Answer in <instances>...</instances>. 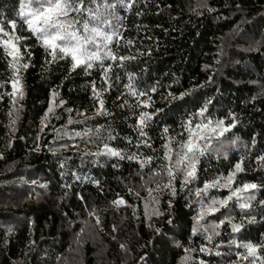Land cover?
Wrapping results in <instances>:
<instances>
[{"label":"trees","instance_id":"obj_1","mask_svg":"<svg viewBox=\"0 0 264 264\" xmlns=\"http://www.w3.org/2000/svg\"><path fill=\"white\" fill-rule=\"evenodd\" d=\"M24 4L0 0L21 37L15 60L0 43V264H264V0H86L90 27L116 33L91 68L54 59ZM208 120L229 131L165 187V145L175 157Z\"/></svg>","mask_w":264,"mask_h":264},{"label":"snow or ice","instance_id":"obj_2","mask_svg":"<svg viewBox=\"0 0 264 264\" xmlns=\"http://www.w3.org/2000/svg\"><path fill=\"white\" fill-rule=\"evenodd\" d=\"M91 3H96V0H90ZM135 0H133V3ZM100 5H97L96 9H92L86 6V0H25L24 9L20 13V18L23 24L27 26V30L30 31L38 40L42 42V46L50 50V55L55 59L57 53L62 54L63 57H70L73 61V68L86 65L87 68H91L93 65L91 61L100 60L101 56L98 52H89V45L96 44V37H102L107 44L112 42L113 36L116 35L113 32L112 35H106L98 27H90L92 21H96L100 17ZM108 7H114L108 5ZM127 7L131 8L132 3H129ZM72 13L78 14V16H84L87 18L81 20L78 16H73ZM11 29L15 31L17 28V22L11 20L7 22ZM86 33H92L93 35H85ZM0 34L8 39H0L6 48H10L8 52L14 60L19 55V48L16 46L14 41H19L21 37L10 36L9 32L5 29V24L0 22ZM131 43V41H129ZM99 47V46H98ZM106 57L112 60H125L128 57H117L111 50L106 52ZM27 67V65H24ZM16 83H13V87H16ZM144 95V93H140ZM103 103V102H101ZM203 111L200 113L203 114ZM149 118L147 113H144L140 117V123L144 124L145 120ZM71 123V121H69ZM191 121H189V137L179 143V151L175 152L173 157V149L169 145H165L167 151L164 154V159L167 163L163 166V170L167 173L170 178L169 184L165 187H172L171 181L174 180L177 174H183L184 183H190L191 180L196 178L197 164L199 163L200 157L204 156L211 148V141L218 139L219 136L229 131L230 126H223V121H218L215 127H212V121L208 120L207 123L196 124L195 128L197 131H193L190 127ZM234 126V125H233ZM167 131V129H165ZM218 132V135H215ZM203 142V143H201ZM109 153L114 156H119L120 153L108 149ZM151 158H149L150 160ZM261 159H264L262 157ZM243 169L238 163L235 166V171L228 177L222 178L225 180L221 184L220 180L213 181L212 183L206 184L202 190L204 192L209 188L224 187L229 188L236 172H240ZM159 173H155L158 175ZM255 184L245 185V189H255ZM152 189H149L151 194ZM240 190H232L231 195L222 199H213L207 211H218L219 209L215 205L227 206L229 200L233 197L238 198V192ZM174 192V189H173ZM200 194L199 192L197 193ZM121 203L123 201H120ZM246 204H241V207H246ZM204 213L201 214L203 216ZM233 230L238 231L239 225H233ZM211 239V237H209ZM248 248L249 254L253 255L256 252V248L253 245H245ZM203 251V249H202Z\"/></svg>","mask_w":264,"mask_h":264},{"label":"rangeland","instance_id":"obj_3","mask_svg":"<svg viewBox=\"0 0 264 264\" xmlns=\"http://www.w3.org/2000/svg\"><path fill=\"white\" fill-rule=\"evenodd\" d=\"M22 10H26V9H22ZM113 40V39H112ZM108 51V50H107ZM161 215L159 214V212L157 211V210H152V219L154 220V222H155V224H157L158 222V220H159V217H160Z\"/></svg>","mask_w":264,"mask_h":264}]
</instances>
